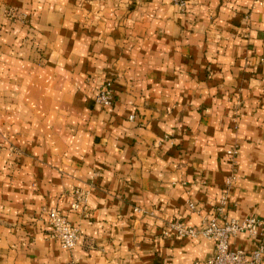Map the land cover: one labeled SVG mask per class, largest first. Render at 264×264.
<instances>
[{
	"label": "crops",
	"instance_id": "1",
	"mask_svg": "<svg viewBox=\"0 0 264 264\" xmlns=\"http://www.w3.org/2000/svg\"><path fill=\"white\" fill-rule=\"evenodd\" d=\"M6 4L39 34L23 44ZM109 78L103 108L93 97ZM75 186L85 213L64 194ZM44 208L80 229L73 249L51 239ZM205 215L264 217V0H190L184 13L169 0H0V264H197L213 242L167 224ZM256 243L242 232L230 248Z\"/></svg>",
	"mask_w": 264,
	"mask_h": 264
},
{
	"label": "built area",
	"instance_id": "2",
	"mask_svg": "<svg viewBox=\"0 0 264 264\" xmlns=\"http://www.w3.org/2000/svg\"><path fill=\"white\" fill-rule=\"evenodd\" d=\"M174 1L182 7L187 4V0ZM95 103L103 108L113 105L114 92L110 83L96 95ZM228 154L231 157H236L238 149L232 148L228 150ZM235 179V176H229L227 184L231 185ZM73 195L72 208L74 210L88 209L87 191L76 189ZM223 201L225 202V199ZM190 207L198 211L193 203L190 204ZM47 216L50 223V237L57 240L63 248L73 249L81 240V233L78 228L57 208L48 210ZM167 226L170 229L167 231L168 235H174L179 238L203 236L213 242L214 255L206 260L197 262V264H262L264 254V217L249 216L244 220L230 218L221 222L218 216L205 215L199 226L179 220L168 222ZM242 232H247L257 239L256 247L250 253L235 251L230 248L231 238ZM70 264L77 263L71 262Z\"/></svg>",
	"mask_w": 264,
	"mask_h": 264
},
{
	"label": "rangeland",
	"instance_id": "3",
	"mask_svg": "<svg viewBox=\"0 0 264 264\" xmlns=\"http://www.w3.org/2000/svg\"><path fill=\"white\" fill-rule=\"evenodd\" d=\"M170 3L178 10V12L180 13H184V12H187L188 11V5H189V1L190 0H187V4L185 6H180L178 5L174 0H169ZM258 3L260 4V2L258 1ZM2 17H3V20L4 22H6V24H11V25H17L21 28H23L27 34L24 35V37L22 38L23 40V44L26 43V41L29 39V34L31 35H38L39 34V30L37 28H35L32 24V21H31V16H30V13L23 10V9H20V8H17L13 5H8L6 4L3 8H2ZM43 63V58L40 59L39 61V64ZM114 82L115 80L114 79H104L103 81H100L98 83V87L96 89V94L94 95L93 99H94V102H95V97L96 95L100 92V90H102L103 88H106L108 83H110L111 87H112V90L114 92V88H113V85H114ZM114 101H115V93H114ZM114 104V103H113ZM238 149V148H237ZM10 152L13 154H20V150L16 147H14L13 145H11L10 147ZM76 189H83L81 187H72L68 190H66V192H64L65 195H69L70 198H71V209L75 212H78V213H85L87 211H89V206H88V209H79V210H74L72 208V203H73V199H74V191ZM51 208H44L42 210L41 213H44L45 215L47 214L48 210H50ZM40 213V215H41ZM77 227V226H75ZM78 228V227H77ZM79 232L81 233L80 229L78 228ZM49 235H50V230H49ZM81 237H82V234H81ZM53 239V238H51Z\"/></svg>",
	"mask_w": 264,
	"mask_h": 264
}]
</instances>
